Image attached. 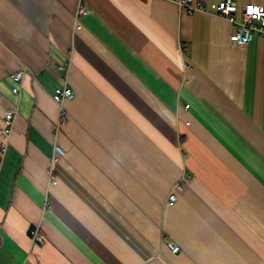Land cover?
I'll use <instances>...</instances> for the list:
<instances>
[{
    "label": "crops",
    "instance_id": "obj_1",
    "mask_svg": "<svg viewBox=\"0 0 264 264\" xmlns=\"http://www.w3.org/2000/svg\"><path fill=\"white\" fill-rule=\"evenodd\" d=\"M83 1L77 19L80 0H0V264H264V36L239 46L172 0Z\"/></svg>",
    "mask_w": 264,
    "mask_h": 264
},
{
    "label": "built area",
    "instance_id": "obj_2",
    "mask_svg": "<svg viewBox=\"0 0 264 264\" xmlns=\"http://www.w3.org/2000/svg\"><path fill=\"white\" fill-rule=\"evenodd\" d=\"M176 2L180 8L185 9L188 13L195 11L206 12L209 14L220 15L229 20L233 25V32L231 34V40L242 47H246L255 37L259 34L264 36V4L255 2H248L241 7L236 0H219L216 2H208L207 0H172ZM88 11V7L83 0H80L75 16L77 19L81 18ZM240 11V17L236 13ZM185 46L181 44V47ZM29 66L23 63L19 68L10 72V77L14 83L12 91L18 93L21 89V83L29 71ZM60 69L68 70L66 66L61 65ZM31 71V70H30ZM75 91L69 84L68 73L64 74L62 84L57 86L53 93L52 98L59 104L60 114L55 123L53 151L51 154V164L49 168V181H55L54 164L60 158L66 155L67 150L65 146L59 141L61 125L66 121L68 113L64 107V101L66 99L73 98ZM4 126L2 132L5 135H9L13 127L15 118L17 116V109L13 106H8L3 112ZM6 151V145L2 143L0 145V169L3 163L4 154ZM177 196L174 192L169 195V203H174ZM50 204V197L48 194L44 197L42 207L45 212ZM29 236L33 244L42 243L44 238L40 231V225H32L29 230ZM167 246L172 252H179L180 246L173 242L167 241Z\"/></svg>",
    "mask_w": 264,
    "mask_h": 264
}]
</instances>
